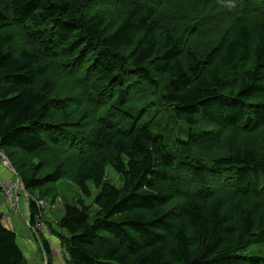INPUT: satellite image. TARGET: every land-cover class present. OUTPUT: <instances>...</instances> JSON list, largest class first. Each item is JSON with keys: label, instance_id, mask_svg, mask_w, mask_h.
Returning a JSON list of instances; mask_svg holds the SVG:
<instances>
[{"label": "trees", "instance_id": "16d2710c", "mask_svg": "<svg viewBox=\"0 0 264 264\" xmlns=\"http://www.w3.org/2000/svg\"><path fill=\"white\" fill-rule=\"evenodd\" d=\"M107 4L0 0V152L44 264L36 220L65 264H264V0ZM61 180L97 193L52 227ZM0 264H27L1 212Z\"/></svg>", "mask_w": 264, "mask_h": 264}, {"label": "rangeland", "instance_id": "374dc122", "mask_svg": "<svg viewBox=\"0 0 264 264\" xmlns=\"http://www.w3.org/2000/svg\"><path fill=\"white\" fill-rule=\"evenodd\" d=\"M115 0H109L110 4H107V7H112ZM2 164L5 163L7 165L9 162L6 159H1ZM9 165V164H8ZM14 173V172H13ZM16 177V176H15ZM106 179L113 185L120 187L121 181L119 180L118 176L115 175L111 168L106 169ZM57 197L53 203H51L50 198H46L44 200V207L42 211V216L45 222L49 223L52 227H55V223L63 214V205H75L77 203V200L83 199L85 204L91 205L92 208L93 205V199L97 193V189L92 185L88 184L90 189V196L86 197L82 194L81 190L74 184H72L69 181L61 180L57 184ZM23 192L24 189L22 190ZM20 191L18 193L19 195V204L18 210H15L12 213H7V216L11 221H14L15 224V234H16V241L23 252L25 259L27 261V264H44L42 253L39 247V244L36 240V237L34 236L33 230L28 226L29 222V203L27 200H25L23 192ZM27 194V193H26ZM0 209L1 212L4 214V208L2 206V203H0ZM38 222V220H36ZM6 228L7 225L5 224ZM46 227V226H45ZM35 229H38L42 234H48L47 229L43 228L42 225H39L37 228L35 226ZM50 241L52 245L54 246L55 242L57 241L52 236L50 237ZM57 245V249H58ZM55 254L56 251L54 250ZM61 255H63L62 252H60ZM248 255H255L259 257H264V243H253L250 245L247 249ZM52 254V261L56 264H62L61 260H57L56 255Z\"/></svg>", "mask_w": 264, "mask_h": 264}, {"label": "crops", "instance_id": "0c3cea01", "mask_svg": "<svg viewBox=\"0 0 264 264\" xmlns=\"http://www.w3.org/2000/svg\"><path fill=\"white\" fill-rule=\"evenodd\" d=\"M9 164V163H8ZM7 164V165H8ZM10 165V164H9ZM11 166V165H10ZM14 172V171H13ZM10 169L7 168V166L3 163L2 164V161H1V158H0V178L2 181L4 182H12L14 181L15 179V173H13ZM22 191V190H21ZM20 192V191H19ZM18 192V193H19ZM23 192V191H22ZM23 195H24V192H23ZM15 209H12L11 206H10V203L8 202V200H6L3 196H2V193H1V190H0V203H2V206L4 208V214L3 212H1V209H0V212H1V216H2V223L5 226V224L7 225V229L15 232L14 228H15V224H14V221H11L9 219V217L7 216V213H12L14 212L15 210H18V207L20 206L19 204V195L17 194L15 196ZM29 221H30V214H29ZM38 222H36V225L37 226ZM28 226L31 228V226L29 225V222H28ZM34 226V227H35ZM47 229V228H46ZM32 230V229H31ZM48 234H45V238L49 241L50 243V248H51V255L52 254H55L54 250L56 251V258L57 260H61L62 264H65V260H66V253L64 251V249H62L59 245V243L56 241L54 246L52 245L51 241H50V237H51V234L49 233L48 229H47V232ZM37 240V239H36ZM38 242V241H37ZM57 245L59 246L58 249H57ZM63 253V255H61V253ZM43 257V255H42ZM52 257V256H51ZM52 264H55L53 263L52 261ZM56 264H58L56 262Z\"/></svg>", "mask_w": 264, "mask_h": 264}, {"label": "built area", "instance_id": "2783aa9c", "mask_svg": "<svg viewBox=\"0 0 264 264\" xmlns=\"http://www.w3.org/2000/svg\"><path fill=\"white\" fill-rule=\"evenodd\" d=\"M0 158L1 159H5V157H4L2 152H0ZM0 190H1L2 196L6 200H8V202L10 203L11 208L15 209V203H16L15 196L18 194L19 191L23 190V184L20 181V179L16 176L14 181H12V182H4L0 178ZM24 198H25V200L28 199V195L25 192H24ZM36 202H37V205L39 207H44V202L43 201L39 200V201H36ZM39 225H42L43 228H45V226L41 222H38L36 227L38 228Z\"/></svg>", "mask_w": 264, "mask_h": 264}, {"label": "water", "instance_id": "95a60500", "mask_svg": "<svg viewBox=\"0 0 264 264\" xmlns=\"http://www.w3.org/2000/svg\"><path fill=\"white\" fill-rule=\"evenodd\" d=\"M8 169H10L12 172L14 171L13 168L10 165H6Z\"/></svg>", "mask_w": 264, "mask_h": 264}]
</instances>
